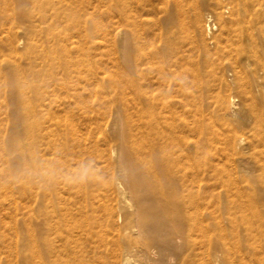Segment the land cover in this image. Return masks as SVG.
<instances>
[{
  "label": "bare ground",
  "instance_id": "1",
  "mask_svg": "<svg viewBox=\"0 0 264 264\" xmlns=\"http://www.w3.org/2000/svg\"><path fill=\"white\" fill-rule=\"evenodd\" d=\"M222 1L150 4L153 13L166 12L165 26L182 25L188 17L200 27L202 4L217 9L216 52L232 55L234 71L229 67L227 72L244 95L243 110L233 112L243 111L238 120L246 128L234 127L223 139L214 136L197 107L193 111L202 86L190 58L199 48L212 53L205 38L198 40L194 33L187 39L183 31H142V0H110L101 13L103 19L115 16L122 26L118 47L123 66L120 60L115 65L108 37L91 40L105 62L91 56L89 38L70 40L71 23L81 22L74 0L14 2L15 13L27 22L30 54L27 68L22 56L10 63L11 103L18 119L0 145V160L9 151L14 166L21 168L0 167V209L10 205L14 222L0 221L6 261L11 256L26 264L34 259L35 264H264V59L246 24L260 17L254 0H231L228 16ZM25 2L31 4L28 12ZM111 25L106 24V35ZM9 44L15 51L17 46ZM225 70L219 62L216 72L222 81ZM28 76L32 81L23 79ZM106 85L123 101L116 106L110 132L105 112L94 107L106 101ZM50 88L65 90L73 98L67 105L76 102L80 113L59 115L65 106L55 111L57 104L52 111L44 97ZM218 101L229 108L224 96ZM34 179L38 214L32 208L30 217L37 229L31 232L30 222L25 235L18 226L23 222L18 196L33 200ZM32 233L38 236L35 243Z\"/></svg>",
  "mask_w": 264,
  "mask_h": 264
},
{
  "label": "rangeland",
  "instance_id": "2",
  "mask_svg": "<svg viewBox=\"0 0 264 264\" xmlns=\"http://www.w3.org/2000/svg\"><path fill=\"white\" fill-rule=\"evenodd\" d=\"M109 1L110 0H74V6H76L75 9L79 11L78 13L81 14V22L78 23L76 26L74 25V23H71L74 27L70 30V34L72 32V36L70 40L77 41V39H80V38L82 40L85 37L89 38L90 40H89V43H87V45L91 47L90 48L91 56L98 61L104 60L105 62V58L103 59L100 54L102 51L101 48L93 47L92 45L94 42L93 41L91 42V40H94V41L102 40L103 41V39L108 37L109 39L112 40L111 48L115 52L114 54H112L113 59L117 57V59L112 60V63L115 62L116 64L115 63L113 64L117 65L118 60H120L118 62V65L120 63V65L123 66V59L121 57V51H120V48L118 47V41L122 37V33H120L122 26L116 22L117 19L115 16L114 18L113 17L110 18V20L106 18L103 19V15L101 13V12L106 11V7L108 6ZM14 2L16 3L17 0H11L9 2H6V4H4L2 0H0V5H4V8H3L4 10L0 9V96H1L0 97V109H1L0 111V126H1L0 145L2 143L1 141H3L4 143L6 142L11 125L17 121V120L15 121V119H18L16 116L17 113L14 112L15 110L12 108V103H11L13 102L11 99L12 90L10 89L9 85H10V81L13 80V76H12V72L10 68V63L13 59L15 60L14 58L15 56H22L23 66L27 68L28 67L27 64L29 60L28 56L30 54L29 51H27L26 49L27 41L29 39V33L27 30V22L23 21V19L19 17L18 14L15 13V9H14L15 3ZM253 2H254L253 8L257 9V12L259 13L260 18L258 22L249 18L247 19L248 22H246V24H247V27L251 26L253 28L252 31L254 33V39H255L254 44H255L256 52L261 59H264V0H254ZM232 5L233 3L231 2V0L222 1V4L220 5V7L222 8V10H224L225 15L228 16L231 14ZM23 9L28 12L29 10H31V4L28 2H25ZM138 11H139V14H141L138 18V21L140 20L139 21L140 29L142 31L147 30V32L149 31V33H152V34L153 33L159 34L160 32H166V31H168V33L174 32L177 34V32L183 31L187 39H193L192 34L194 33L196 34L197 38L199 37L198 40H200L201 38H205V40L208 42L209 48L212 50V53L209 55L205 54L203 49L199 48L195 51V54L190 58V62L193 64V66L196 68L199 74V78H200L201 86H202L201 100H199L198 104L194 106L193 111L197 107L198 112H200V117L202 118L203 121H205V123L209 126V128L214 131L213 134L215 137H222L223 139V137L226 136V134L230 131V129L234 127L235 128L237 127L238 129H240L239 131L241 132L242 131L241 129L244 128L245 124L241 120L240 122L238 120V117L240 115L239 112H243L241 110H243L242 106H244V95L239 89L236 83V80L233 77L234 75L231 76L229 72H227V69L231 68V70H233L234 68L232 55H219L216 52L215 36L217 33V28H215V26L218 24L217 9H214L212 6H210L207 3L202 4L203 21L200 27L192 26L189 22L188 17H186V19L183 20L184 22L182 23V25H179L177 23L176 24L172 23V24H169V26H165L163 23L164 22L163 20L166 16V12L159 11L158 13L157 12L153 13V8L150 4V0H142L138 8ZM188 13L191 14L192 9H190ZM67 22L65 24H67ZM110 23H112V25L110 26L111 36L109 34L106 35L108 30L106 31L104 30V28L107 29L106 24H110ZM94 24H97V26L95 27ZM80 33H81V37H80ZM84 34H88V35L82 36ZM11 41L13 42L14 46H17L15 51H13L10 47L9 43ZM247 45L249 46V44ZM246 55L247 53L244 56ZM219 62L223 63L224 67L226 68L225 76L227 75V77H225L223 81L219 79L218 73L216 72L217 64ZM112 63H109V65H112ZM183 63L186 64L184 59H183ZM243 64L245 65L246 70L250 71L251 66L247 65L246 58L243 59ZM122 68L125 71H130L128 68H125V67H122ZM100 71H101V68H100ZM23 79L27 81H32L30 80L31 79L30 76L25 77ZM43 81L45 82V80H38L37 83H42ZM72 83L74 84L75 82H71V84ZM88 93H90L89 90L83 91V94L86 96V98L92 100V98L89 96L90 94ZM65 95L68 97H66ZM103 95L106 96V101L102 104H99L96 101L94 102V107L96 109H99L102 112H105L106 115L104 119V126L107 132H110L112 129L111 120L113 119V115L116 112V106L119 104L122 105L123 101L118 96L117 97L115 96V91H113L110 86L106 87V92ZM221 95L226 98V101H227L226 103L229 107L228 109L220 105L218 99H219V96ZM44 97H45V102L48 101L47 103L52 104V109H51L52 111L54 110L56 111L57 109H60V108L62 109L65 106V110L64 109L60 111L58 110V113L61 112L59 113V115L63 113L62 111H64V113L62 114L64 115L66 113H70L71 110L75 111L76 113L78 112L80 113V111L77 112V109L75 108L76 102H74V104L72 103V105L70 104L71 106L67 105L68 104L67 101L70 99L73 100V98L67 95L66 91L65 90L63 91V89L61 90L57 89L53 91L50 88L49 91L48 90L45 91ZM53 98H55V101L52 102ZM233 98L235 99V102L232 101ZM57 100H59L60 103ZM64 100L66 102V103L64 102L65 105H63ZM4 102H5V105H4ZM242 102L243 104H241ZM55 104H57L56 105L57 108L55 107ZM53 106L55 107L54 110H53L54 108ZM235 107H238L237 109L238 110L241 109V110L238 113H235L233 112ZM243 130L245 131L246 128H244ZM21 138L23 139V132H21ZM2 166L6 170L8 168V170H10L11 172H18L21 169L20 167L14 166V163L12 160V153H10L9 151H7L4 158L0 160V167ZM36 182H37L36 179H34L33 183L35 187L33 191L35 190L34 191L35 194L33 195L34 192L32 191V195H33L32 201L26 197L21 198L19 193H16L19 195L18 200H19L20 211L21 212L23 211V222H22L23 224L20 222L18 226L19 228L21 226V229L23 227L25 235H27L28 233V227H29L30 222H31L30 227H32L31 232L32 230L37 229V225H35L36 223L34 224L35 220H33V218L30 217L32 213L31 211L32 208H36L33 213L38 214L39 198L36 195V188H37ZM5 207L7 208V210L5 208H3L2 210L0 209V221H3L4 224L7 222L10 223L11 219L8 214L12 213L10 212V209H9L11 208L10 205L5 204ZM6 211H8V213H5ZM11 211H15L13 207ZM2 212L4 213V216H2L3 215ZM3 217H5L6 219H4ZM11 223H14V222L11 221ZM27 224H28V227H27ZM1 225L2 224L0 223V228H1L0 231L4 230L5 232V229H3L4 227L2 228ZM7 232L8 231H6V233ZM6 237L7 236L4 235V238ZM36 239L38 240V236L37 238H35L34 235L33 237L31 236L32 243H35ZM4 249L5 248H2V250ZM29 249L30 248L28 247L27 244L23 247V252L25 255L29 254ZM2 250L0 251V260L2 259L1 260L2 264H6L5 262L9 264L10 263L12 264L13 263L15 264H26L27 263L26 261L22 262L21 260L17 263L14 257H13L14 259L13 260L11 256H10V259L12 260L9 259L6 261V259L9 258L8 251L6 249L4 251ZM47 260L48 259H46V262ZM8 261H12V262H8ZM34 261L35 262L33 264L38 262V260H35V259Z\"/></svg>",
  "mask_w": 264,
  "mask_h": 264
}]
</instances>
